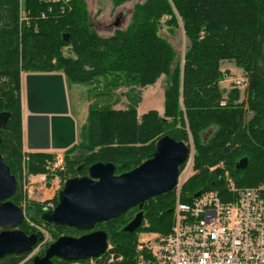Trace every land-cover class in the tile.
Instances as JSON below:
<instances>
[{"label":"trees","instance_id":"1","mask_svg":"<svg viewBox=\"0 0 264 264\" xmlns=\"http://www.w3.org/2000/svg\"><path fill=\"white\" fill-rule=\"evenodd\" d=\"M124 1L113 0L115 5ZM22 5L29 14L25 22L19 21V0H0V112L10 113L4 132L13 151L6 162L17 179L25 171L45 174L46 183L55 175L64 181L86 174L96 162H112L114 173L120 174L150 158L157 139L169 135L191 143L193 149L195 172L181 187V201L190 202L198 190H215L223 197L228 178L235 187L264 184V0H145L133 5L124 29L107 37L90 27L84 0H22ZM163 18L169 28L183 31L186 47L181 58L176 59L173 46L159 33ZM226 61L243 71V98L239 87L221 86ZM54 72L64 75L66 87L85 85L94 96L111 101L88 104L76 142L64 151L63 166L51 171L47 163L52 153L23 150L21 74ZM162 75V114L150 109L138 115L139 89ZM119 88L126 89L121 92L127 99L124 108H114ZM242 157L247 165L238 170L235 163ZM21 198L17 190V205ZM53 202L56 205L57 194ZM174 203L173 189L149 198L133 232L122 227L137 207L94 229L106 232L111 251L123 257L122 263L132 264L137 234L168 232ZM28 204L33 211L18 226L26 234L43 224L44 210L43 202ZM47 226L52 239L38 254L61 235L85 233ZM30 251L0 257V264H30L31 258L22 263ZM61 261L52 258L53 264Z\"/></svg>","mask_w":264,"mask_h":264},{"label":"water","instance_id":"2","mask_svg":"<svg viewBox=\"0 0 264 264\" xmlns=\"http://www.w3.org/2000/svg\"><path fill=\"white\" fill-rule=\"evenodd\" d=\"M62 36L67 40V33ZM24 96L27 150H65L76 142L75 120L69 113L62 73L24 74ZM9 118V112H0L2 127ZM188 153L189 145L184 141L163 135L155 142L152 156L129 171L115 174L112 162H96L89 165L86 174L66 179L57 192L56 205L44 209L40 219L46 225L75 228L85 233L57 237L42 254L33 256L30 264H53L52 258L85 260L103 254L107 249V234L94 229L95 225L137 207L132 219L122 227L124 232L135 231L142 222L146 201L174 188L179 166ZM246 165L247 158L242 157L235 168L241 170ZM81 168L79 165L78 170ZM16 191L17 180L0 155V257L28 252L43 239L40 230L26 234L18 228L25 216L23 209L9 200ZM200 193L198 190L194 197Z\"/></svg>","mask_w":264,"mask_h":264},{"label":"built area","instance_id":"3","mask_svg":"<svg viewBox=\"0 0 264 264\" xmlns=\"http://www.w3.org/2000/svg\"><path fill=\"white\" fill-rule=\"evenodd\" d=\"M233 82L236 87L245 85L242 76ZM194 172L190 143L173 188L172 225L166 233L140 231L132 264H264V184L235 187L228 178L227 195L223 197L215 190H206L196 197L193 194L190 202L181 201V187ZM44 182L45 175L40 173L25 176L19 202L22 209L34 190L41 193L45 210L54 208L55 196L41 192ZM122 260L107 242L106 251L98 257L58 264H125Z\"/></svg>","mask_w":264,"mask_h":264},{"label":"rangeland","instance_id":"4","mask_svg":"<svg viewBox=\"0 0 264 264\" xmlns=\"http://www.w3.org/2000/svg\"><path fill=\"white\" fill-rule=\"evenodd\" d=\"M145 0H128L124 1L120 4L115 5L113 0H84L85 7L87 10V19L90 27L100 36L107 37L113 34L116 29H124L130 21L131 13L133 11V5L135 3H142ZM62 8V7H61ZM19 21L25 22L24 15H29L23 8L22 0H19ZM42 14V13H41ZM44 14V13H43ZM27 18H29L27 16ZM165 18L162 19L161 27H160V35L168 40V42L173 46L176 59L181 58L183 52L186 47V40L183 36V31L181 28L174 29L169 28L166 24L163 23ZM28 21V19H27ZM117 21L115 25L114 22ZM34 30L37 28L36 25L33 26ZM65 54H69L67 49H64ZM221 69L224 72V79L221 81V86L225 89H230L234 84L233 81L238 76L242 75L243 71L238 69L231 62H223L221 65ZM22 79V96H21V107H22V122L25 128V117H26V109H25V96H24V73L21 74ZM166 86V76L162 75L153 85H149L144 88H140L139 92L141 93V98L137 105V113L141 115L150 109H156L160 114L163 112L164 108V88ZM241 91V98H243V88L239 87ZM126 91L125 88H119L115 91V97L118 99L117 104L114 105V108H124L127 99L123 93ZM121 93V94H120ZM66 94L68 100L69 113L75 120L76 133L78 134L81 125L85 121V116L87 112L88 104L91 102H96L98 104H105L109 100L108 97H97L92 94L88 86L85 85H77L73 84L71 86L66 87ZM25 145V140H24ZM68 149V148H67ZM26 151V147L23 148ZM66 150V149H65ZM64 149H49L45 150L46 152L52 153L54 158L50 165H48L51 171L55 169L61 168L63 166V154ZM29 151V150H27ZM23 171L22 175L18 179V184H20L19 192H23V180L27 174ZM45 175V174H43ZM82 176V175H80ZM66 180V179H65ZM64 180V181H65ZM49 183L47 182L45 175L44 187L42 188L43 193L47 196H55L58 190L61 189L63 182L61 177L53 176ZM17 184V185H18ZM41 193L37 190L33 191V194L28 198V202H41ZM39 199V200H38ZM21 200V199H20ZM18 201V204L20 202ZM38 200V201H36ZM33 211V208L30 204L25 206L23 209L25 220L27 219V215ZM37 230L42 231L43 239L42 242L39 243L33 250L30 251L28 256L24 258L22 261L25 262L27 259L40 255L38 251L43 249L45 246V242H48L52 239L51 233L49 231V226L43 224L37 225ZM36 230V231H37ZM35 232V231H34ZM47 247V246H46ZM45 250V249H44Z\"/></svg>","mask_w":264,"mask_h":264},{"label":"flooded vegetation","instance_id":"5","mask_svg":"<svg viewBox=\"0 0 264 264\" xmlns=\"http://www.w3.org/2000/svg\"><path fill=\"white\" fill-rule=\"evenodd\" d=\"M115 23V22H114ZM3 124H0V155L4 161V163L8 166L7 162H6V158L8 155V152L9 151H13V145L12 143L8 140V137L5 135V125L2 127ZM9 168V166H8ZM10 171V169H9ZM10 174H12L10 172ZM13 175V174H12ZM16 178V177H15ZM17 180V184L19 183L18 182V179L16 178ZM20 188V184L17 185V189ZM17 192V191H16ZM16 194V193H15ZM11 202H13L14 204L17 205L16 201L13 199V196L9 199ZM19 205V204H18ZM45 224V223H44ZM46 225V224H45ZM1 229V227H0Z\"/></svg>","mask_w":264,"mask_h":264}]
</instances>
